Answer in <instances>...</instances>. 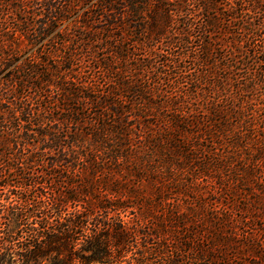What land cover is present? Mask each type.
<instances>
[{
    "label": "trees",
    "instance_id": "trees-1",
    "mask_svg": "<svg viewBox=\"0 0 264 264\" xmlns=\"http://www.w3.org/2000/svg\"><path fill=\"white\" fill-rule=\"evenodd\" d=\"M192 1L150 75L163 0H0V264L264 261V0Z\"/></svg>",
    "mask_w": 264,
    "mask_h": 264
},
{
    "label": "rangeland",
    "instance_id": "rangeland-1",
    "mask_svg": "<svg viewBox=\"0 0 264 264\" xmlns=\"http://www.w3.org/2000/svg\"><path fill=\"white\" fill-rule=\"evenodd\" d=\"M221 1H224V0H221ZM163 2L168 4V8L172 10L173 14H176L173 16V19L171 21V26L168 29L166 36L159 42H155V43L152 42V49H151V47H149L147 45L146 42L142 41L143 45H141L140 48H137L138 50L135 51V53H139L138 57H140L141 61H143L144 63L146 62L147 59H150V60L152 59L151 67H149V69H148L150 71V75L155 74L154 72H157V71H159L160 73L163 71L164 68H161L162 67L161 65H163V60L165 61L163 56L171 58L172 57L171 54L182 53L183 51H185L187 49L186 47H178V46L174 47L175 45L173 46V45L167 44V41L170 40V38L177 39L180 36H185L183 34V29H185L189 33L191 39L193 40V43L191 45L193 50L189 49L188 51H185L187 55L194 56L196 51L200 48V47H198L199 41L201 39H203V40L208 39L204 35L205 32H203V34H201L200 33L201 30L198 32V29H196V27L197 28L200 27L201 23L194 25V23H199L201 20L199 17L200 14L197 10V4L195 1L188 0L187 3H185L183 9H185V10L188 9L189 10L188 13H186V12L178 13L177 12V7H175V6L178 3H180L181 0H169V1L163 0ZM86 9H87V7L81 8L80 11H76V12L72 11L73 12L72 15L69 16V19L63 25V28L64 27L74 28L78 24V22L81 21V17L85 13ZM11 21L15 22V20H13V19H11ZM193 27H194V29H193ZM56 31L51 33L49 38L43 42V45H45L44 47H41V44H40V45L28 50L27 54H25V56L22 59H24L27 56H30V54H34L40 47L42 48L43 51L45 49L54 48L55 45H53V44L57 38H55L53 36L56 35V33H57ZM125 33H127V32H125ZM139 36L140 35H138V37ZM138 37L136 35V32H129V34L127 35V38L131 42L138 41V40H136V39H138ZM50 38H51V40H49ZM54 38H55V40L53 41ZM60 48H62V47H60ZM132 49H133V47H132ZM130 50H131V47H130ZM23 51H27V50L24 49ZM154 52H156V54L161 55L160 61H159V59L154 58V54H153ZM131 53H133V52L131 51ZM192 53H194V54H192ZM196 68H198V66ZM192 71H194V70H192ZM245 73L246 72L244 70L241 71V75H244ZM5 74L6 73H4L2 75H5ZM162 75H160V76H162V79L165 78L166 81L169 80L170 77L167 76V73H162ZM14 178L16 179V176ZM12 179L13 178L11 177V180ZM2 188L3 187H0V189H2ZM12 189L13 190L10 192V195L15 196V193H17V189L16 188H12ZM3 192H5V194H6V190ZM255 259H257V258H255ZM241 263L245 264L244 261ZM246 264H264V261H257V260H254L252 258H249L248 262Z\"/></svg>",
    "mask_w": 264,
    "mask_h": 264
}]
</instances>
